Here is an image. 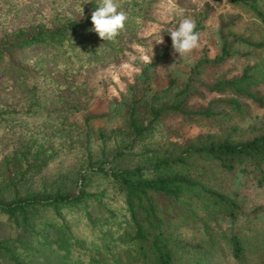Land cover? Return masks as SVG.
<instances>
[{
    "label": "trees",
    "instance_id": "16d2710c",
    "mask_svg": "<svg viewBox=\"0 0 264 264\" xmlns=\"http://www.w3.org/2000/svg\"><path fill=\"white\" fill-rule=\"evenodd\" d=\"M86 2L0 0V66L23 71L20 55L36 45L51 49L52 60L70 69L80 58L89 60L87 66L109 54L116 41L90 31L98 0ZM230 2L240 14L222 25L216 57L201 59L184 84L173 77L161 91L147 84L144 96L128 105L126 124L110 133L94 130L99 116L90 115L82 126L63 125L55 135L34 130L29 123L40 113L39 91L58 83L40 78L43 58L25 70L21 84L30 102L17 108L0 103V264H205L220 217L232 223L230 234L222 235L230 258L248 264L251 241L264 242V223L256 224L264 207L247 213L232 182L244 175L264 189V129L200 135L181 146L161 128L168 114L219 124L231 112L245 114L241 99L264 106L255 91L264 83V60L213 85L196 77L203 67L227 63L241 46L264 52V0ZM118 3L128 17L119 37L138 31L148 1ZM244 15L260 28L237 31ZM205 21H195L200 34ZM173 52L170 41L157 62ZM199 85L226 97L192 108ZM183 229L203 231L210 241L190 240Z\"/></svg>",
    "mask_w": 264,
    "mask_h": 264
},
{
    "label": "rangeland",
    "instance_id": "374dc122",
    "mask_svg": "<svg viewBox=\"0 0 264 264\" xmlns=\"http://www.w3.org/2000/svg\"><path fill=\"white\" fill-rule=\"evenodd\" d=\"M141 1H148V9L140 29L123 34L110 48L109 54H99L100 58L91 60L90 65L84 66V62L89 60L80 58L81 62L70 69L52 60V50L40 45L33 46L20 55L19 67L23 71L1 65L0 103L17 108L30 102L25 100L21 76H28L25 70L36 65L35 59L43 58L44 71L40 73V78L54 79L59 86L50 82L46 87L47 91H39L36 100L40 101L36 104L40 103V113L33 116L29 125L37 132L55 135L63 125L64 128L71 125L82 126L85 117L90 115L99 116L92 120L94 130L104 129L110 133L126 124L128 105L134 98L144 96L147 84L154 91L168 87L172 77L177 80V84H184L201 59L215 58L221 49L222 25L230 21L232 16L240 14L230 0ZM185 17H191L195 21L206 19L207 29L200 35L201 47L190 56L180 58L173 52L164 61L157 62L158 54L171 41L168 32L177 28ZM258 28L259 24L249 15H244L243 21L235 27L239 32L256 31ZM162 36L163 43L157 44ZM238 53L222 66L210 65L201 68L196 77L207 85H213L221 79L239 77L248 65L254 64L257 59L264 60V52L255 53L245 46L239 47ZM56 57L58 58L57 55ZM198 89L196 97L189 101V106L195 109L207 107L210 102L226 97L210 91L204 85H199ZM255 91L264 98V83ZM241 101L247 107L245 114L241 116L231 112L230 118L219 120L217 124L207 120L189 123L181 115L168 114L163 119L162 131L181 146L187 145L200 135L233 132L240 136L261 133L264 129V106L246 99ZM147 105L144 109L148 108ZM232 188L239 190L245 198L247 213L253 211V208L264 207V189L258 188L251 178L244 175L235 177ZM262 217L256 220L258 226L264 223V213ZM218 222L220 226H213L214 233L210 238L211 251L203 261L205 264H239L230 258L222 236L223 232L230 234L231 220L220 217ZM181 232L190 240L203 238L204 241H210L203 231L183 229ZM247 259L248 264H264L263 241H251Z\"/></svg>",
    "mask_w": 264,
    "mask_h": 264
},
{
    "label": "clouds",
    "instance_id": "9594fccd",
    "mask_svg": "<svg viewBox=\"0 0 264 264\" xmlns=\"http://www.w3.org/2000/svg\"><path fill=\"white\" fill-rule=\"evenodd\" d=\"M86 3H91L90 0ZM85 4V3H84ZM83 5V4H82ZM80 6L81 16L83 7ZM118 0H98V6L91 13V23L94 31L102 41L115 42L117 37L126 30L127 15L119 10ZM193 18H183L179 26L168 33L171 37L172 49L180 58L190 56L201 47L200 33ZM163 43V36L157 44Z\"/></svg>",
    "mask_w": 264,
    "mask_h": 264
}]
</instances>
